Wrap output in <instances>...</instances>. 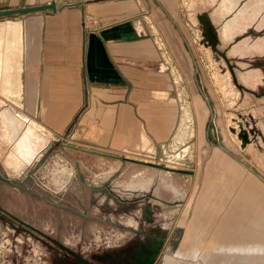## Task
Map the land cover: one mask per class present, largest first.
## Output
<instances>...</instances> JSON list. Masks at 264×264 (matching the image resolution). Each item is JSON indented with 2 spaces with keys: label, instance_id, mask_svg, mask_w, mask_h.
Listing matches in <instances>:
<instances>
[{
  "label": "rangeland",
  "instance_id": "obj_1",
  "mask_svg": "<svg viewBox=\"0 0 264 264\" xmlns=\"http://www.w3.org/2000/svg\"><path fill=\"white\" fill-rule=\"evenodd\" d=\"M157 1L178 27L155 0H141L143 12L136 27L141 38L153 40L157 54L143 63V71L156 73L160 67L162 72L161 63L167 64L168 70L157 74L163 83L159 87L168 90L166 99L176 103L178 116L183 105L193 116L194 136L178 144L189 146L178 161L192 172L173 174L180 197L162 186L158 196L151 190L148 195H134L115 188L114 183L123 179L119 170L112 173L109 189H104L109 164L117 155L159 163L174 153L172 136L154 143L140 124L135 127L139 142L115 151L111 133L100 135V127L91 123L86 110L78 111L56 135L58 140L42 143L37 150L45 147L33 162L15 174L5 160L16 142L9 145L3 139L11 131L0 121V175L11 181L0 178V264H82L56 242L105 264L97 252L105 243L110 247L134 236V229L141 227L142 209V222L153 223L155 216L158 222L150 229L164 235L152 264H264V252L247 253L248 246H264V184L237 159L264 179V0ZM27 4L0 0V11ZM27 15L0 16V22ZM144 40L141 48L152 49L151 40ZM14 64V59L0 55V79ZM46 75L49 79L48 70ZM71 85L79 101L78 82ZM3 101V106L24 112L8 99ZM40 104L45 120L42 98ZM243 129L249 135L247 143ZM137 161L119 169L148 170ZM56 162L73 170L71 181L60 191L51 183L50 170ZM157 173L151 169L144 182L157 179ZM249 202H257L262 210L246 216L243 208ZM122 222L125 226L120 230ZM101 229L110 231L106 238ZM233 246L243 250H225Z\"/></svg>",
  "mask_w": 264,
  "mask_h": 264
},
{
  "label": "crops",
  "instance_id": "obj_2",
  "mask_svg": "<svg viewBox=\"0 0 264 264\" xmlns=\"http://www.w3.org/2000/svg\"><path fill=\"white\" fill-rule=\"evenodd\" d=\"M53 1L63 7L8 20L22 22L26 33L29 48L22 83L28 90L29 78L37 82L35 118L44 122L56 137L73 114L86 110L91 123L100 127V135L111 133V149L119 152L130 143L139 142L135 127L140 124L146 127L154 143L173 137L180 114L176 103L166 99L169 92L159 87L163 83L157 76L166 70L161 67V72L157 67L154 73L142 69L143 63L153 58L143 53L154 52L155 45L152 39L141 38L137 31L136 21L143 12L141 0H26L27 6L20 8ZM48 20L53 24L48 26ZM144 39L151 40L153 50L141 48ZM74 81L78 82L79 101L78 92L71 85ZM45 96L49 97V105L44 120L40 103ZM64 118L67 119L63 124H58ZM159 121L160 127L156 129ZM149 152L156 154L152 148ZM252 203L243 208L246 216L262 210L257 202Z\"/></svg>",
  "mask_w": 264,
  "mask_h": 264
},
{
  "label": "bare ground",
  "instance_id": "obj_3",
  "mask_svg": "<svg viewBox=\"0 0 264 264\" xmlns=\"http://www.w3.org/2000/svg\"><path fill=\"white\" fill-rule=\"evenodd\" d=\"M48 23H49L48 26H50V24H53L51 20H48ZM207 24H208L207 29L209 30L211 28L209 26L210 22H207ZM211 38L216 39V36L211 33ZM145 42L150 44V42L147 40ZM28 48L29 47L27 45V37H26V33L23 30L22 22L8 21V22L0 23V55L12 58L15 61L13 69L9 70V72L4 74L2 78L0 79V100H1L0 101V121L4 126V129H7V130L9 129V131H11V135L7 133L8 135L6 137L3 136V139H5V141L9 145H12L16 142L15 143L16 145H14V150L10 152V154L5 160V163L8 169H11L15 173H18V174L21 173L28 164H31V162H33L32 160L34 157L39 155V153L45 146L41 148V150L39 151L37 149L39 148V146L42 145V143L45 142L44 145L48 143L49 138L51 139L49 135L52 133V130L49 129V127L43 124H40V122L35 118L36 102H37V95H38L36 80L29 78V83H31L30 87L32 88L30 89L29 87L28 90L25 89L24 82L22 83L23 81L22 80V69L24 68V58L28 51ZM143 55L150 56V57H156L157 54L154 51V52L143 53ZM22 59H23V64H22ZM162 64L163 62L161 63L162 69L167 70L166 65L163 66ZM4 98L11 101L12 104L18 106L20 109H23L24 112H21V111L19 112L16 108L10 105L3 106L2 102H4L3 101ZM22 99H23V102H21ZM42 102H43V107H44V115L46 119L47 114H48L47 110H48V105H49V97H46V96L42 97ZM70 116H67V118H69ZM67 118L60 120L58 124L62 125L63 121L66 120ZM161 121H159L158 126L156 124L155 126L156 129H159ZM191 135L194 136L193 116L189 108L183 105L181 114H180V121L178 124V128L175 134L173 135V145L172 146L174 147V150H173L174 153L172 154L169 153L170 155L167 156L168 157L167 160L159 159V163H156V162L148 161V160L137 161L136 160L137 158L132 157V156L124 157V156L117 155L118 158H115V161L110 162L109 164V170H108L109 175L107 176V178H109L112 175V173L115 172L116 170H119V172L121 170H126L127 167L126 168L124 167L123 169H119V168L122 167L121 164L123 163L128 164L129 161H132V162L137 161L138 163L145 164L146 166L144 168L148 170L153 169V170H159L161 172H167V173H175V171L183 173L187 171L181 168L180 163L182 162L181 159H183L185 155L187 154V152L189 151V146H187L186 144H183L184 146L183 148H181L178 146V144L184 143L185 139H187V137ZM242 137L244 139L243 140L244 143H247L249 141L248 135L245 133L244 129L242 131ZM165 151L167 153V150ZM111 155H114V154H111ZM178 160H180L181 162L179 163ZM129 169L134 170V168L132 167H130ZM249 172L251 171L249 170ZM248 248L249 249L247 253L264 252V246H248ZM225 250L228 252L237 253V252L242 251L243 248L233 246V247H226ZM217 252H221V250L218 249Z\"/></svg>",
  "mask_w": 264,
  "mask_h": 264
},
{
  "label": "flooded vegetation",
  "instance_id": "obj_4",
  "mask_svg": "<svg viewBox=\"0 0 264 264\" xmlns=\"http://www.w3.org/2000/svg\"><path fill=\"white\" fill-rule=\"evenodd\" d=\"M245 133L248 135L246 131ZM248 140H249V135H248ZM149 171L150 170H121L119 173H120V177L123 179L121 181L118 180L116 182L117 184L114 183V186L113 185L112 186L115 188L117 187L119 189L122 188V190L126 192H132L134 193V195H138L142 193L148 195L149 194L148 192L151 190L157 196L160 195L159 187L162 186L167 188L169 191H171L177 199L180 197L181 195L179 189L180 185L173 176L174 173H167V172H161L159 170H154L158 172L156 176L157 179H154L153 181L150 182H144V176ZM50 172L52 179L51 183L54 185V188L57 191H60L62 187H64L66 184H68L71 181V176L73 174L72 169L66 167L65 165L59 162H56L54 164ZM158 176L162 177V180H159ZM112 177L113 175H111L109 178L106 177L105 181H107L108 187H105L104 189L106 190L109 189ZM100 182L101 181H97L96 184L101 185L103 184L104 181H102L101 183ZM141 206H143V204ZM145 208L147 207L145 206ZM142 211H143L142 214L139 216L141 227L139 226V228L134 229L135 230L134 236L131 235L130 237L125 238L124 241L110 247H106L105 242L107 240L105 239L104 241L105 244L103 248L106 249L102 248V250H99L97 252L98 255L101 257V259L105 261V264H148L151 257L155 253L156 254L158 253L164 235H158V233H155L150 229V227L153 224L158 222L154 216L155 214L153 215L154 216L153 219H155V222L146 224V222H142V219L140 218V217H144L145 210L142 209ZM121 226L123 228H118V229L123 230L125 223L122 222ZM108 232L110 231L107 230L102 231L101 229V234L102 235L104 234L105 238ZM101 239L103 240L102 237ZM56 244L60 248L64 249V251L67 252V255L70 254L74 256L82 264H99V262L95 261L93 258H90V256L89 257L84 256V252H79V251L77 252L61 242L59 243L56 242ZM112 254H117V255L115 257H111L110 255ZM199 258H200L199 255H196V261H198ZM95 259H97V257H95ZM67 264H78V263H75L73 261V263H67Z\"/></svg>",
  "mask_w": 264,
  "mask_h": 264
},
{
  "label": "water",
  "instance_id": "obj_5",
  "mask_svg": "<svg viewBox=\"0 0 264 264\" xmlns=\"http://www.w3.org/2000/svg\"><path fill=\"white\" fill-rule=\"evenodd\" d=\"M156 3L158 4V6L161 8V10L168 16V18L170 19V21L172 23H174L176 26V22L172 19V17L166 12V10L162 7V5L155 0ZM63 7L62 3H56L55 1L50 2L46 5H40V6H32V7H23V8H17V9H7V10H2L0 11V16H5V15H12V14H28V13H32V12H39V11H44V10H51V11H56V8H61ZM178 27V26H177ZM36 115V114H35ZM51 137V139L53 140H58L57 137H55L54 135L50 134L49 135ZM227 150V149H226ZM228 151V150H227ZM231 155H233L232 153H230ZM234 156V155H233ZM247 169H249L254 175H256L263 183H264V179L258 174L256 173L254 170H252L248 165H246V163H244L241 159L237 158ZM188 173H191L192 171H187ZM186 172V173H187ZM0 178L6 182H11L10 179L4 178L0 175ZM156 258V253L151 257V259L149 260L148 264H151Z\"/></svg>",
  "mask_w": 264,
  "mask_h": 264
}]
</instances>
